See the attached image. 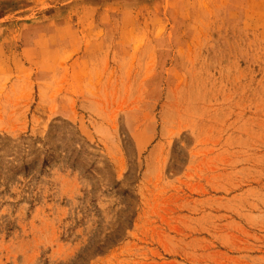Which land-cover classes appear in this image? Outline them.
Here are the masks:
<instances>
[{
  "label": "rangeland",
  "instance_id": "1",
  "mask_svg": "<svg viewBox=\"0 0 264 264\" xmlns=\"http://www.w3.org/2000/svg\"><path fill=\"white\" fill-rule=\"evenodd\" d=\"M0 264H264V0H0Z\"/></svg>",
  "mask_w": 264,
  "mask_h": 264
}]
</instances>
